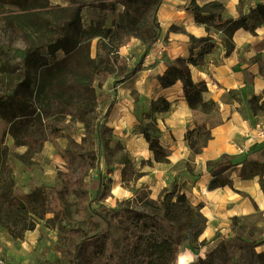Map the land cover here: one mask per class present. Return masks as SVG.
I'll use <instances>...</instances> for the list:
<instances>
[{"label":"crops","instance_id":"1","mask_svg":"<svg viewBox=\"0 0 264 264\" xmlns=\"http://www.w3.org/2000/svg\"><path fill=\"white\" fill-rule=\"evenodd\" d=\"M211 1L223 4V18L248 15L257 4L256 0H162L157 11L159 27L154 44L146 49L147 44L134 37L119 51L122 58L129 60L127 72L134 68L135 72L126 79L115 76L102 79L106 94H111L103 123L112 129L127 159L142 173L129 183L131 187H144L153 199H158L176 181L179 191L185 193L193 205L203 204L201 212L207 221L208 235L227 230L233 220L256 225L264 231V172L247 179L240 177L245 159L264 163V142L251 139L256 125L264 122V22L254 30L235 31L231 49L222 31L211 30L215 47L204 55L202 63L193 64L190 59L198 56L202 43L193 42L191 36H206L208 30L205 24L196 21L191 2L202 6ZM50 2L67 6L70 0ZM98 2H85L80 13L81 28L97 19ZM123 9L119 6L118 12ZM170 65L179 68V79L171 86H163L158 77ZM187 74L195 82L206 81L207 90L202 97L204 102L215 103L212 112H203L201 106L192 108L187 102L183 82ZM161 97L171 104L168 111L154 114L160 143L168 154L167 161L155 159L140 130L147 121L144 113ZM76 124L84 130L83 123ZM202 129L208 137L199 147L200 152L195 153L187 132L196 130L194 137L197 138L201 137ZM53 156L55 161L62 160L57 153ZM225 156L233 163L226 172L232 184L211 189L208 163ZM120 165V183L116 189L125 196V189L129 191L130 187H122L123 163ZM49 168L52 167L26 171L23 165H18L22 179L32 180L33 177L36 180L31 188L21 189L22 193H30L48 182L54 176ZM15 176L16 185L20 186L17 173ZM39 236L40 229L35 228L27 231L23 240H16L0 226V250L7 251L9 257L23 256L36 246Z\"/></svg>","mask_w":264,"mask_h":264},{"label":"trees","instance_id":"2","mask_svg":"<svg viewBox=\"0 0 264 264\" xmlns=\"http://www.w3.org/2000/svg\"><path fill=\"white\" fill-rule=\"evenodd\" d=\"M86 1L70 0L67 6H61L52 4L50 0H4L3 3L16 5L22 12L49 9L51 4L59 12L57 20L53 21L56 25L54 37L43 46L28 44L22 79L14 85H6L4 79V85L0 83V88L6 85L5 88L9 89L0 94V115L8 121L21 120L26 130L29 128L43 132L48 129L49 137L54 139L63 135L64 128L60 123L67 118L84 124L85 135L79 143L73 141L74 157L87 162L83 166L84 177L95 165L96 154L90 141L93 132L101 131V128L111 129L97 120L99 102L96 83L111 76L126 79L135 72V68L127 72V66L121 64L119 51L134 37L147 44L146 49L154 44L157 34L151 33V25L146 20L151 16L152 23L156 22L158 29L157 11L162 0H92L100 1L96 5L100 13L95 21L81 28L80 13ZM256 1V6L248 15L238 18H223V4L220 2L211 1L202 6L191 2L196 21L205 24L208 30L206 36H191L193 42L202 43L198 56L190 59L191 63H202L204 55L215 47L211 30L222 31L227 47L231 49L235 31L240 28L254 30L259 23L264 22V0ZM119 6L124 7L120 12ZM73 30L76 34H73ZM95 40L96 54L93 56L92 45ZM42 47L47 50V54L39 51ZM61 50L63 56L58 55ZM9 70L11 74L15 72L12 68ZM179 72L178 67L170 65L158 79L163 86H171L179 79ZM183 82L184 96L192 108L201 106L203 110H210L215 107L214 102L203 101L202 94L207 90L206 81L195 82L187 74ZM170 105V101L163 97L153 101L151 110L144 113L148 120L140 126L157 161H167L168 154L160 143V130L154 114L168 111ZM195 134L196 130H189L187 139L193 151L198 153L200 148L195 147ZM15 141L20 145L25 144L19 136L15 137ZM23 163L26 162L23 160ZM122 163L123 182L130 183L142 176L127 157ZM208 166L212 174L209 188L232 184V180L226 176L233 166L229 156L210 161ZM263 172L264 163L245 159L240 177L247 179L262 175ZM15 185L10 153L7 147H0V226L6 228L12 238L23 240L27 231L34 230L38 221L53 211L46 192L47 186H37L30 193L18 196ZM139 191L142 193L138 195V200L144 210L131 209L128 215L130 224L138 230L136 236L149 247L161 251L167 259L176 251L175 242L159 236L162 221L169 222L179 238L191 237L192 229H205L206 219L201 212L203 204L193 205L187 195L179 191L176 181L158 199L150 197V191L144 187L139 188ZM197 219L202 221L198 224ZM109 234V231H105L94 235V249L90 254L93 264H107ZM261 244H264V239ZM220 247L222 241L216 249ZM73 249L82 252L83 246L74 244ZM240 254L238 250L232 249L230 261L233 262V258ZM257 255L264 263V253ZM62 260L63 256L55 263Z\"/></svg>","mask_w":264,"mask_h":264},{"label":"rangeland","instance_id":"3","mask_svg":"<svg viewBox=\"0 0 264 264\" xmlns=\"http://www.w3.org/2000/svg\"><path fill=\"white\" fill-rule=\"evenodd\" d=\"M3 1L0 0V83L4 79L6 85H14L23 77L28 44L43 46L54 37L56 25L53 21L57 20L59 11L51 4L49 9L22 12L16 5ZM147 19L151 33L157 34L156 22L152 23L151 16ZM73 34L76 31L73 30ZM39 51L47 54L43 47ZM95 54L96 42L92 47V55ZM58 55L63 56L64 52L61 50ZM120 60L124 66L129 63L126 57H120ZM10 68L15 71L13 74ZM96 85L99 102L97 120L103 124L111 94H106L102 80ZM5 86L0 88V94L9 90ZM213 110L202 109L205 113ZM76 123L70 118L61 122L63 135L53 139L49 137L48 129L43 132L29 128L26 130L21 120L8 121L0 115V147H7L14 176L17 173L20 186L15 185L16 194L25 195L21 189H29L36 183L33 177L32 180L22 179L18 174V165H23L26 171L51 166L49 169L54 174L48 182L42 184L47 186L46 192L53 212L38 221L36 228L40 229V236L36 246L23 256L9 257L7 251L0 250V264H56L55 261L62 256L63 260L58 264H93L90 254L94 249V235L105 231L110 232L106 250L107 264H177L182 252L191 255L190 264H264L257 255L264 253V244H261L264 239L263 229L238 220H233L227 230L216 231L213 235L207 234L206 227L203 230L200 227L196 231L192 229L189 238H179L170 223L164 220L161 222L159 236L174 240L176 251L167 259L161 251L149 247L135 235L138 230L128 219L131 209L144 210L138 200L142 191L137 192L139 188L131 187V184L123 181L122 187H130L129 191L125 189L126 195L116 189L120 183V164L126 159L121 141L113 136L112 129L95 130L90 139L91 148L96 154L95 165L84 177L83 166L87 162L74 157L73 141L79 143L83 137L81 133H86V129L83 125L82 130ZM201 134V137L194 138L197 141L196 148L208 137L205 129H202ZM17 136L25 144H18L15 141ZM65 144L67 146L63 147ZM56 153L62 160L55 161L53 155ZM197 220L198 224L202 221ZM205 223L207 225L206 220ZM221 241L222 247L216 249ZM74 244H81L82 252L74 250ZM260 244L261 247L258 246ZM232 249L241 252L233 258V262L230 261Z\"/></svg>","mask_w":264,"mask_h":264},{"label":"built area","instance_id":"4","mask_svg":"<svg viewBox=\"0 0 264 264\" xmlns=\"http://www.w3.org/2000/svg\"><path fill=\"white\" fill-rule=\"evenodd\" d=\"M251 139H255L257 141L264 142V122L256 125L255 131L253 134V138H251ZM242 151H243V149H242Z\"/></svg>","mask_w":264,"mask_h":264},{"label":"bare ground","instance_id":"5","mask_svg":"<svg viewBox=\"0 0 264 264\" xmlns=\"http://www.w3.org/2000/svg\"><path fill=\"white\" fill-rule=\"evenodd\" d=\"M192 262V257L187 252H182L177 260V264H190Z\"/></svg>","mask_w":264,"mask_h":264}]
</instances>
